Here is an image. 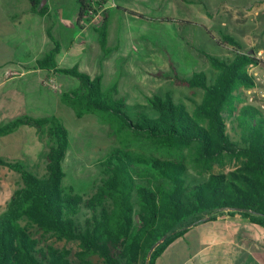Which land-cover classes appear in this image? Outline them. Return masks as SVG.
I'll list each match as a JSON object with an SVG mask.
<instances>
[{
	"label": "trees",
	"instance_id": "trees-1",
	"mask_svg": "<svg viewBox=\"0 0 264 264\" xmlns=\"http://www.w3.org/2000/svg\"><path fill=\"white\" fill-rule=\"evenodd\" d=\"M28 1L33 13L46 14V0ZM77 3L80 22L93 9L92 1ZM107 20L106 12L98 29L105 52ZM217 43L230 48L234 57L222 59L203 53L213 70L211 79L206 72L180 77L168 54L174 74L162 77L203 94L201 102L192 100L191 110L170 95L130 105L113 94L116 87L104 89L102 76L92 79L76 68L59 69L60 46L55 42V49L37 66L77 79L79 87L63 92L61 101L78 118L104 115L118 145L102 162L106 179L85 199L63 185L70 139L59 118L25 116L0 126V136L30 126L52 142L45 157L44 177L22 162L0 158V166L20 174L22 180L0 215V264H94L93 257L102 264H157L169 246L191 228L225 215H239L264 229V110L248 104L246 95L255 84L248 67L259 61L229 34L222 33ZM143 137L167 150L196 145L199 159L213 161L228 155L236 158L240 167L199 180L184 159L127 150ZM49 239L78 243L76 261L71 250L59 248Z\"/></svg>",
	"mask_w": 264,
	"mask_h": 264
},
{
	"label": "rangeland",
	"instance_id": "rangeland-1",
	"mask_svg": "<svg viewBox=\"0 0 264 264\" xmlns=\"http://www.w3.org/2000/svg\"><path fill=\"white\" fill-rule=\"evenodd\" d=\"M18 1L0 0V61H6V63L11 61V58H22L25 60L31 58L33 60L37 57L36 48H30L29 44L23 41L24 34L22 32L19 33V36L16 33L11 36V26H37L38 23L40 26H44V24H40L42 22L40 17L29 16V14L26 16L20 15L23 18L21 25L14 21L11 17V3ZM114 1L124 3L130 9L129 11L140 13L142 17H137L143 21L136 26H117L118 29L116 31V26H109V44H111V47H115L113 46L114 44L120 43L121 46L119 48H127V56L125 60L123 59V62L118 63L119 72L116 71L117 73L114 72L111 76L107 75L103 78L104 89L116 87L117 91L113 92V94L118 98L125 99L130 105L147 104L149 99L154 96L165 97L166 95H170L176 103H184L192 110V100L201 102L203 94L200 92L194 93L186 87L178 86L173 80L168 78L174 74L168 63V54L171 55L170 51L172 50L174 40L172 38L174 27L169 24H172L170 21H173V19L179 21V19L184 17L190 18L192 16L190 9L198 8L199 6L192 7L187 4H181L179 3L180 0H111L110 3L113 4ZM198 1L202 2L201 5L209 14L215 16L206 25V28H194L192 33L187 28H184L180 32L177 38H179L182 44L192 45L193 50H196V55H193L194 57L178 55L176 56L175 64L180 77H190L194 72H206L211 79L213 70L203 53H208L222 59L234 57L231 49L220 46L215 39L221 36V29H223V32L227 31V28L221 26V15L217 16L216 12L219 9L230 8L254 13L256 10L255 5L260 2L264 3V0ZM55 4L52 0L49 6L55 9ZM75 5L74 0H66L62 9L57 8L59 12H64V18L67 21V23L61 25L63 38L60 41L64 48L70 47L67 44L73 38L75 31H77L75 24L71 22L76 14ZM251 5L252 7H250ZM248 7L250 8L248 9ZM111 12L114 15L117 13V9L113 8ZM146 21L151 23L147 24ZM113 22L114 20H112ZM179 23L181 22L179 21ZM122 35H124L123 38H121ZM11 37L13 40H11ZM133 44H136L137 48H139L136 55L129 48ZM97 50L101 52V47L97 42V34L94 33L91 35L90 43L87 45L84 53L79 56L71 52L68 54L64 66L67 68L78 67L82 71H96L99 60ZM129 50L131 51L129 52ZM162 74L168 77H162ZM75 80L74 82H79L77 79ZM59 81L67 88V76H60ZM8 87L9 85L1 88L0 92ZM60 87L61 90L59 92H52L61 95L63 89L61 85ZM248 90H246V95H250ZM31 102L33 103H31V113L41 118L56 116L69 131L70 146L63 162L66 172L63 185L85 199L92 197L106 179L102 162L110 151L118 145V141L111 133L107 119L104 115L100 114L86 115L83 118H78L74 111L66 105L59 108L61 112H57L58 108H56L55 98L48 92L45 94L43 92L40 100L41 104L39 101L35 103L34 97ZM24 115V112H13L11 109L0 110V126L5 125L11 120L22 118ZM20 136L24 140L23 142H29V140L33 139V136L27 137L26 134H21ZM14 137L15 135L11 136V134L0 136V158L10 161L6 158V155L9 153L7 151H10L11 139ZM38 137L45 151H42L37 159L24 160L23 164L39 177H44L46 175L45 157L50 150L52 142L43 133H38ZM127 150L135 154L184 159L192 175L199 180H205L212 174H229L240 167L239 161L228 155L219 156L213 161H204L197 156L198 147L196 145L179 148L178 150H167L161 143L144 137L138 138L130 144ZM18 151L20 150H13V152ZM21 184L20 174L7 167L0 166V215L5 211L14 191ZM49 243L59 248L71 250L72 259L76 261L77 253L80 251L78 243L57 241L56 239H49ZM213 254L214 252L204 254L202 257L199 256L198 260H189L186 264H220L217 263V258L212 256ZM92 259L94 264H102L97 257H93ZM164 260L165 258L160 261V264H163ZM240 262L241 254H237L233 264H239Z\"/></svg>",
	"mask_w": 264,
	"mask_h": 264
},
{
	"label": "crops",
	"instance_id": "crops-1",
	"mask_svg": "<svg viewBox=\"0 0 264 264\" xmlns=\"http://www.w3.org/2000/svg\"><path fill=\"white\" fill-rule=\"evenodd\" d=\"M106 1L108 4V22L106 24L107 52H105L101 46V35L98 31L100 27L90 28L87 31L82 30L81 23L78 21L80 7L77 0H74L76 3L75 18L71 20V22L75 24L77 31H75L70 42L68 44L65 43L70 46L69 48H64L60 41V39L63 38L61 25H64L67 21L64 18V12L62 11L61 13L59 9L57 10V8L62 9V7H64L66 0H53V3H56L55 9L49 6L52 0H47L44 5H47L48 9L44 16L33 13L28 0H19L18 2L11 3V17L14 21L21 25L23 18L20 17V15L26 16L29 14V16L34 15L40 17L42 21L40 24H44V26H40L39 23V26H11V36L15 33L19 36V33L22 32L24 34L23 41L29 44L30 48H36L37 57L33 60H31V58L28 60L11 58V61L7 63L6 61H0V89L9 85L8 88L0 92V110L11 109L13 112H24V117L31 116L41 118L31 113V100L34 97L35 103H38L42 98L43 92L44 94L48 92L55 98L57 104L56 108H58L57 112H61L59 108L64 106L61 101V95L55 94L46 88L43 85L44 80L48 77H53L62 86L63 92L78 88L79 82H74L75 78L55 71V69L48 71L37 66L38 61L43 59L48 52L55 49V42L60 46L59 54L56 58L57 67L59 69L71 70L76 68L90 75L92 79L99 76L105 78L107 75L111 76L116 71L119 72V67L117 65L119 62H123V59H126L127 48H119L121 46L120 43H117V45L114 44L113 46L115 47H111V44L108 42L109 26H116V31L118 29L117 26H136L141 24L143 20L137 17V15L129 13L130 9L126 7L124 3L114 1L113 5H115V7H113L110 3L111 0ZM179 3L187 4L192 7H197L198 5L199 7L190 9L192 16H190V18L184 17L179 19L181 23L176 19L170 21L172 24L169 25L174 27L172 37L174 40L172 43V50L170 51L174 62H176V56L178 55L192 57L196 55V50H193L192 45L189 46L186 43L182 44L179 38H177L180 32L184 28H187L191 33L194 28H206V25L209 24L215 16L209 14L201 5L202 2L198 0H180ZM250 7H252V5ZM250 7H248V9ZM113 8L117 9V13L114 15L111 12ZM255 9L254 13L230 8L219 9L216 12L217 16L221 15V26L227 28L226 32H223V29H221V34L225 33L235 37L243 45L244 51L251 53L264 50V3H257ZM112 20H114L113 23ZM148 23L150 24L151 22H147V24ZM94 33L97 34V42L101 47V52L97 50L99 60L96 71H91V73L90 71H82L78 67H65L64 64L68 58V54L74 52L81 56L90 43L91 35ZM123 36L124 35H122L121 38H123ZM218 38H215L216 41ZM11 40H13L12 37ZM129 48L135 55L136 52L138 53L139 51L136 44L130 45ZM131 50H129V52ZM199 52L201 53V51ZM62 75L67 76V88L59 81V77ZM248 92L250 93L251 89H249ZM21 134H26L27 137L33 136V139L29 140V142H23L24 140L21 138ZM12 135H15V137L11 139L10 151H7L9 153L6 155V158L10 161H19L23 163L26 159H37L42 151H45V148L41 146L42 142L38 137V132L33 127L21 126L11 133V136ZM13 150L20 151L13 152ZM191 234L193 235L191 236ZM173 247L175 248L172 250ZM212 252H214L212 256H215L217 258V263L220 264H233L237 254H241V262L239 264H264V229L239 215H225L214 222H207L191 228L183 237L177 239L169 246L159 258L157 264H160V261L164 258L163 264H186L189 260H198L199 256L202 257L204 254H210ZM164 255L165 257H163Z\"/></svg>",
	"mask_w": 264,
	"mask_h": 264
},
{
	"label": "built area",
	"instance_id": "built-area-1",
	"mask_svg": "<svg viewBox=\"0 0 264 264\" xmlns=\"http://www.w3.org/2000/svg\"><path fill=\"white\" fill-rule=\"evenodd\" d=\"M92 10L80 21L81 28L87 31L90 28L101 27L105 20V13L108 10L107 2L103 5V0H91ZM115 7V5L111 4ZM254 57L259 61L258 64H250L248 74L254 78L255 84L251 88L250 95H247V103L264 110V50L254 53ZM43 85L53 92H59L61 87L53 78L48 77L44 80Z\"/></svg>",
	"mask_w": 264,
	"mask_h": 264
},
{
	"label": "water",
	"instance_id": "water-1",
	"mask_svg": "<svg viewBox=\"0 0 264 264\" xmlns=\"http://www.w3.org/2000/svg\"><path fill=\"white\" fill-rule=\"evenodd\" d=\"M45 4V2L43 3V5Z\"/></svg>",
	"mask_w": 264,
	"mask_h": 264
}]
</instances>
